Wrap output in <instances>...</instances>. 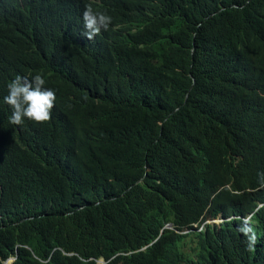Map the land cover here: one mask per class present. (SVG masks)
<instances>
[{
  "label": "trees",
  "instance_id": "obj_1",
  "mask_svg": "<svg viewBox=\"0 0 264 264\" xmlns=\"http://www.w3.org/2000/svg\"><path fill=\"white\" fill-rule=\"evenodd\" d=\"M87 4L0 0V264L189 263L160 234L186 205L264 203V0H103L92 40ZM36 74L51 119L12 125L7 85ZM248 226L251 250L197 233L193 264H264V209Z\"/></svg>",
  "mask_w": 264,
  "mask_h": 264
},
{
  "label": "clouds",
  "instance_id": "obj_2",
  "mask_svg": "<svg viewBox=\"0 0 264 264\" xmlns=\"http://www.w3.org/2000/svg\"><path fill=\"white\" fill-rule=\"evenodd\" d=\"M86 2L88 4L83 13L84 36L88 40H92L99 35L102 29L107 30L109 28L112 18L105 12L94 11L103 7V0H86ZM7 89L8 94L3 98V101L12 109L10 124L22 125L25 119L35 123H43L51 119L52 110L55 107L56 93L54 89L45 87L43 74H36L31 79L17 75L8 83ZM261 182L264 183V174H262ZM207 195H210V193L207 192ZM215 197L216 195L213 194L209 201L199 202L200 200H198L197 203L184 207L186 213L182 217L185 219L195 214H201L196 222H191L183 229L175 228L172 224H165L160 231V234H162L163 230L172 229L174 233L180 235L183 241L187 243H176L178 252L190 261L186 264H193L197 259V255L193 253L195 248L190 244H199L200 236L198 234H203V237L207 239L209 234L214 235L216 238L223 233L227 234L226 238L237 239L236 235L227 233V228L241 227L240 231L248 237V248L250 250L255 245L256 240H258L257 232L248 225L252 221L253 216L264 209V203H259L252 213H245L246 216L224 217L222 213H219L218 206L212 203ZM218 221H220L219 224H217ZM222 227L225 228L222 229ZM101 261L106 264L103 259L99 260L98 264H102Z\"/></svg>",
  "mask_w": 264,
  "mask_h": 264
},
{
  "label": "bare ground",
  "instance_id": "obj_3",
  "mask_svg": "<svg viewBox=\"0 0 264 264\" xmlns=\"http://www.w3.org/2000/svg\"><path fill=\"white\" fill-rule=\"evenodd\" d=\"M7 56V55H6ZM8 77V76H7ZM66 84V83H65ZM192 96V95H191ZM195 97V96H194ZM1 107V106H0ZM4 108V107H3ZM92 109H94V108H92ZM99 109V108H98ZM189 110V109H188ZM12 112V111H11ZM90 112H91V110H90ZM25 122V121H24ZM24 122H23V124H24ZM65 122V121H64ZM28 123V122H27ZM64 124V123H63ZM62 124V125H63ZM25 125V124H24ZM28 126V125H27ZM12 127V126H11ZM45 127V126H44ZM60 127V126H59ZM23 128V127H22ZM22 133V132H21ZM12 134V133H11ZM26 135V134H25ZM13 136H15V135H13ZM11 137V136H10ZM13 138V137H12ZM22 138V137H21ZM19 140V139H18ZM10 141V140H9ZM37 141V140H36ZM12 142H14L13 140H12ZM33 142H34V140H33ZM23 143V142H22ZM13 144H15V143H13ZM23 146V145H22ZM7 149H9V148H7ZM15 150V149H14ZM9 152H11V151H9ZM15 153V152H14ZM19 206V205H18ZM15 210V209H14ZM10 212V211H9ZM9 215V214H8ZM22 226H24V225H22ZM68 250V249H67ZM66 258V257H65ZM84 258V257H83ZM4 259V258H3ZM16 260V258L15 257H13V258H10V259H8L7 261H4V263L3 264H13L14 263V261ZM22 260H23V258H22ZM23 262V261H22ZM72 263V262H71ZM66 264V263H65Z\"/></svg>",
  "mask_w": 264,
  "mask_h": 264
},
{
  "label": "rangeland",
  "instance_id": "obj_4",
  "mask_svg": "<svg viewBox=\"0 0 264 264\" xmlns=\"http://www.w3.org/2000/svg\"><path fill=\"white\" fill-rule=\"evenodd\" d=\"M239 192L237 190H235V192H233V194H238ZM220 221L217 222V224H219ZM101 263L103 264V261H101Z\"/></svg>",
  "mask_w": 264,
  "mask_h": 264
}]
</instances>
